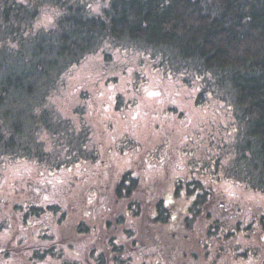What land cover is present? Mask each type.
<instances>
[{
    "label": "trees",
    "instance_id": "1",
    "mask_svg": "<svg viewBox=\"0 0 264 264\" xmlns=\"http://www.w3.org/2000/svg\"><path fill=\"white\" fill-rule=\"evenodd\" d=\"M47 11H56L53 26H38ZM110 50L130 52L136 59L138 95L150 71L192 89L199 107L219 103L231 119L224 136L203 129L207 135L201 139L203 132L194 130L182 141L193 151L194 159L188 160L176 157L181 146L170 150V138L161 132L158 147L147 152L161 150L160 164L145 159L147 153L141 154L140 144L128 136L115 140L118 148L112 145L109 156L141 155L152 171L120 169L117 159L90 153L92 130L82 123L84 130L74 136L51 99L90 57L103 53L110 58ZM136 104L115 99L122 114ZM174 112L169 107L163 114L167 118ZM44 134L55 140V149L46 150ZM202 147L209 151L201 153ZM212 148L218 149L215 154ZM4 160L47 164L50 170L40 173L42 178L66 184L65 189L47 184L56 194L66 193L58 194V202L42 201L47 227L40 252L32 250L35 258L81 264L69 255L79 252L94 264H133L135 255L151 249L160 256L154 264H240L233 254L246 230L225 222L218 211L226 199L240 205L247 193L264 198V0H0ZM183 161H188L187 175H180ZM73 180L78 184L69 187ZM222 180L234 182L239 193L219 191ZM248 209L253 213L249 236L261 243L263 213Z\"/></svg>",
    "mask_w": 264,
    "mask_h": 264
},
{
    "label": "rangeland",
    "instance_id": "2",
    "mask_svg": "<svg viewBox=\"0 0 264 264\" xmlns=\"http://www.w3.org/2000/svg\"><path fill=\"white\" fill-rule=\"evenodd\" d=\"M94 9L98 11V4L94 6ZM56 18V11L44 12L38 22V26L49 28L53 26ZM109 52H112L110 58L105 57L103 53L90 57L71 76L67 77L66 89L60 95H56L51 99V105L55 108L58 115H61L64 121L69 122L70 127L75 130L73 132L74 136L78 137L81 131L84 130L82 123H85L92 130L93 142L87 147L90 153L97 150L101 160L117 159L120 169H142L144 171L146 168H149L152 171V168H154L152 164H160L164 160V154L161 150H157V148L151 151V153H147L151 149L158 147L161 141V132H165L170 138V150L175 151L178 145L181 146L175 151L176 157L188 160L194 159L193 151L185 149L182 144L185 142L187 136L191 137L192 133L195 132L194 130L199 129L203 132L201 133V139L207 135L203 129L208 133L211 130L217 132L222 137L224 136L227 127L231 123V119L228 117V111L220 107L219 103L216 106L199 107L192 89L186 87L174 77H163L160 72L150 71L147 77V85L143 89V92L138 95L137 92L140 90L141 84L136 79V71L133 70L135 64L137 65L136 59L133 58L134 56L128 55L130 52L124 54L119 50H110ZM111 80H116V82L113 84ZM85 94L90 95L91 99L84 100L83 96ZM118 96L122 97L125 102L135 101L137 103L135 109L131 112H126V114L118 112L116 110L117 105L115 106V99ZM85 105H88V108L82 114L81 109ZM130 106H132V103H130ZM169 107H173L175 112L174 114L170 113V116L166 118L163 112L165 110L169 111ZM110 123L113 124L112 132L108 130V124ZM156 124L159 125V128L154 127ZM154 129H158V131ZM124 136H128L134 142L139 143L141 154L147 153L145 159H149L152 164L147 163L143 156L137 154L133 156V159L126 156L122 157L117 153L109 156L108 152H112V145L114 149L118 148L115 140L121 139ZM42 140L47 151L55 149V140L51 136L44 134ZM202 144L204 143L202 142ZM170 150L169 154L171 155ZM211 150V153L215 154L218 149L212 148ZM208 151L202 147L201 153ZM61 156L64 158L63 155ZM195 159L200 158L195 156ZM100 163L102 164L103 162ZM100 163H98L97 168H99ZM187 164L184 161L180 163L182 167L180 175L188 174ZM48 166L47 164L39 165L36 162L15 164L6 160L4 162L0 161V181L2 183H5L6 180L12 181L9 179H12L10 177L14 176L16 172L31 173V176H29L32 179L31 182L40 184L46 188L44 191L46 194L43 195V199H45V196L49 195L48 191L50 189L47 184L52 185L51 188L56 189L58 187L65 189L66 187L63 180L57 178H53V180L46 178L40 180L36 178V173L49 171L50 169L46 170L49 168ZM172 173L170 172V175L173 176ZM221 175L224 179V175ZM60 176L62 177L63 174L55 177ZM70 182L68 183L69 187H75L78 184V182L75 184L73 180V186ZM206 183L208 184L209 182L206 181ZM88 184H90V179ZM218 190L227 195L239 193L235 183L228 182L227 180L220 181ZM50 193L52 201L54 199L58 202V194H65L66 192L56 194L51 190ZM258 197L247 193L242 196V202L238 205L234 204V201L226 199L227 196H225L227 202L224 203L225 201H223L224 205L220 206V209L218 208L220 210L218 211V216L227 223L244 226L247 222L242 221V211H239L243 207V203L247 204L245 206H252L257 211L264 213V198ZM46 201L51 202V199ZM228 203L233 204V206L229 207ZM237 241L239 243V246L236 247L237 252H245L251 246L243 240L237 239ZM252 242L258 244L254 245L257 249L261 246L254 238ZM35 243V241H26V244L23 246L25 248L24 251L18 253L12 250L9 253V258H0V264H65V258L62 260L53 257L45 259L35 258L32 252ZM228 244L235 247V242L233 241H230ZM215 248H212L213 252H216ZM149 250L153 253L151 249ZM150 251L147 249L139 255H135L133 264H142L143 261H146L148 264H154L160 256L159 254L155 256ZM69 255L73 257L74 261H78L81 264H94L93 261H90L88 255L83 256L79 252H73L72 256L71 254ZM263 261L264 257L260 255L255 264H259V262L263 264ZM227 264L234 263L230 262Z\"/></svg>",
    "mask_w": 264,
    "mask_h": 264
},
{
    "label": "flooded vegetation",
    "instance_id": "3",
    "mask_svg": "<svg viewBox=\"0 0 264 264\" xmlns=\"http://www.w3.org/2000/svg\"><path fill=\"white\" fill-rule=\"evenodd\" d=\"M29 176L31 173L16 172L14 176L10 177L12 179H9L12 181L6 180L5 183L0 181V258H9V253L12 250L18 253L24 251L23 246L26 241H35L34 249L39 252L41 250L42 228L47 225L42 221L40 213L43 207L42 201L51 199L52 203L51 189L48 191L49 195L43 199L46 188L40 184L32 183ZM35 176L37 179H42L40 173H36ZM228 204L229 207L233 206V204ZM248 208V206L241 207L243 209L242 221L247 223L244 226L239 225V227L245 228L246 234L243 241L251 246L245 252L233 254L240 264H255L260 255L264 257V236L258 249L254 247L258 244L253 243V238L249 236V224L253 213ZM262 215L264 217V213ZM49 233H53L52 229H49Z\"/></svg>",
    "mask_w": 264,
    "mask_h": 264
}]
</instances>
